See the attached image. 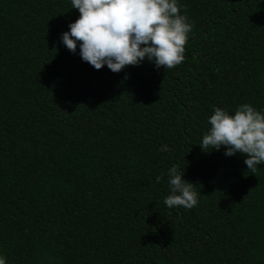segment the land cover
<instances>
[{
  "label": "trees",
  "instance_id": "1",
  "mask_svg": "<svg viewBox=\"0 0 264 264\" xmlns=\"http://www.w3.org/2000/svg\"><path fill=\"white\" fill-rule=\"evenodd\" d=\"M178 4L183 61L113 73L60 42L70 0H0L7 264H264V165L198 145L213 106L264 108V0ZM173 164L192 209L163 205Z\"/></svg>",
  "mask_w": 264,
  "mask_h": 264
},
{
  "label": "clouds",
  "instance_id": "2",
  "mask_svg": "<svg viewBox=\"0 0 264 264\" xmlns=\"http://www.w3.org/2000/svg\"><path fill=\"white\" fill-rule=\"evenodd\" d=\"M70 3L79 15L67 24V31L60 34L59 40L93 69L106 66L116 73L125 66L147 61L154 69L162 66L165 70L183 61L192 23L181 14L178 0H70ZM207 124L198 144L202 151L223 147L225 156L238 152L253 175L258 165H264V108L257 110L243 103L229 113L213 106ZM158 151L167 152L168 145L161 144ZM182 174L176 164L164 174L168 194L163 205L167 208L192 209L198 203L194 185L182 179ZM160 179L157 175L155 182ZM0 264H7L3 255Z\"/></svg>",
  "mask_w": 264,
  "mask_h": 264
}]
</instances>
